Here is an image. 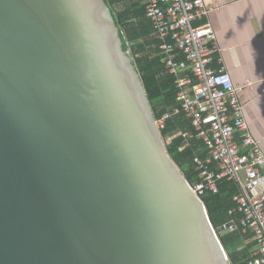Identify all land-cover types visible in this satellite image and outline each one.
<instances>
[{"label":"water","instance_id":"95a60500","mask_svg":"<svg viewBox=\"0 0 264 264\" xmlns=\"http://www.w3.org/2000/svg\"><path fill=\"white\" fill-rule=\"evenodd\" d=\"M104 0H0V264H232Z\"/></svg>","mask_w":264,"mask_h":264},{"label":"built area","instance_id":"2783aa9c","mask_svg":"<svg viewBox=\"0 0 264 264\" xmlns=\"http://www.w3.org/2000/svg\"><path fill=\"white\" fill-rule=\"evenodd\" d=\"M163 56L165 70L174 76L179 106L157 119L159 128L172 115L183 112L198 138L205 158L195 155L193 163L201 179L190 184L202 198L217 193V182L227 178L236 183V206L228 210V231L251 233L256 243L247 264H264V153L250 133L240 100L249 80L235 85L230 74L211 64L220 51L209 22H199L220 5L202 0H140ZM187 141L190 131H180ZM239 139V142L237 140Z\"/></svg>","mask_w":264,"mask_h":264},{"label":"trees","instance_id":"16d2710c","mask_svg":"<svg viewBox=\"0 0 264 264\" xmlns=\"http://www.w3.org/2000/svg\"><path fill=\"white\" fill-rule=\"evenodd\" d=\"M104 1L109 6L118 27L122 49L130 51L157 120L165 112L178 107L179 101L174 76L165 70L163 56L158 52L159 41L154 29L145 17L140 0ZM185 130L193 133L187 141L178 134ZM160 131L166 141L169 154L183 171L187 181L190 184L199 181L200 171L194 165L193 158L195 155L205 158L206 150L202 139L196 136L183 112L167 118ZM217 187V193L208 192L202 196V200L213 227L220 230L231 218L238 217L228 214V210L237 204L234 196L238 194V187L234 181L227 178L219 179ZM220 238L232 264H247L252 258L256 243L250 232L243 234L238 229L228 231Z\"/></svg>","mask_w":264,"mask_h":264},{"label":"crops","instance_id":"0c3cea01","mask_svg":"<svg viewBox=\"0 0 264 264\" xmlns=\"http://www.w3.org/2000/svg\"><path fill=\"white\" fill-rule=\"evenodd\" d=\"M202 1L220 5L199 21L211 24L220 48L211 65L224 68L235 85L252 82L240 100L248 129L264 153V0Z\"/></svg>","mask_w":264,"mask_h":264}]
</instances>
